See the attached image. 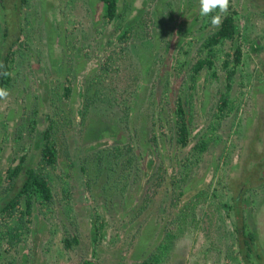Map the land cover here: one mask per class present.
Wrapping results in <instances>:
<instances>
[{"label": "rangeland", "instance_id": "1", "mask_svg": "<svg viewBox=\"0 0 264 264\" xmlns=\"http://www.w3.org/2000/svg\"><path fill=\"white\" fill-rule=\"evenodd\" d=\"M15 1L19 4L18 14L12 13L14 4L0 13V19L7 18L18 24L17 42L20 44L14 46L13 61L8 63L11 69L9 96L0 100V156L7 144L5 133L14 136L13 129L11 132L5 130V123L14 118L17 124L20 123L22 110L26 112L25 108L30 106L39 87L45 86L48 91L55 86L61 96L66 80L74 90L77 85L86 87L87 91L82 93L91 98L82 122L79 115V123L72 107L78 106L83 98L74 90L67 105L57 101V109L54 106L48 109L56 128L52 138L58 150V164L50 174L54 202L46 220L40 215L36 219L39 244L32 264H77L86 258H92L94 264H236L231 256L236 248L229 247V230L234 224V216L229 210L227 187L231 182L228 178L237 174L236 182H241L243 176L248 178L255 173L254 166L264 164V144L260 142L263 147H255L256 153H252V157L249 154V159L239 158L247 136L240 118L253 111V102L247 101L253 94L250 81L264 78V69L260 68L263 59L259 55L262 52L260 45L264 44V0H249L245 5L243 0H229L227 13L235 12L242 57L238 76L235 75L229 91L228 111L218 112L219 116L217 114L211 120L207 136L210 143L205 151L196 154V158L187 164L182 161L181 167L179 163L178 166L175 164L174 156L179 154L171 152L169 160L173 169L166 172L163 166L160 169L161 160L150 167L143 165L144 151L153 135L152 113L158 96H167L165 106L169 108L172 107L171 99L177 96L184 100L186 109L189 107L187 113L197 117L210 112L215 93L223 92L225 84L224 72H218L216 67L215 75H220L218 82L210 79L206 71L189 82L188 65L183 66L186 59L193 56L189 48V55L181 56L182 67L175 71L171 88H165L163 82L158 84L165 79L166 69L162 68L167 60L161 58L160 53L165 55L172 38L170 32L177 22L185 28L188 27L184 22L186 19L199 15V0H119V7L126 9L123 16L130 14L131 17L123 42L117 37L116 29L107 28L108 23L97 18L94 0H25V6L20 5V0H3V3ZM134 6L138 7L139 13ZM133 14L140 15L135 18ZM189 31L188 36L193 38L194 26L189 27ZM215 51L216 63L221 56L229 59L226 42L216 46ZM104 56L108 57V63L101 66L97 61ZM21 61L30 64L12 69ZM227 67L233 68L232 65ZM38 77L44 82L35 87ZM180 77L184 80L181 83L177 81ZM203 78L206 82L202 91L194 95L192 83ZM257 89L264 96V85L260 84ZM263 99L257 101L261 100L256 106L260 113L264 111ZM40 111L38 104V118L42 120ZM194 121L200 124V121ZM105 139H110L109 144L119 148L132 143L136 148L132 146L125 158L123 153L117 156L118 161L121 157L124 159L116 165L110 164V158L105 156L103 162L98 163L92 153L85 161H77L82 168L79 187L77 165L67 156V148L85 149ZM251 141L249 146L254 147L255 143ZM20 144L11 139L8 146L12 150L6 155L8 160ZM137 152L141 158L131 161L133 167L129 169V164L123 165L126 158L130 161ZM137 168L144 170L149 180L144 179L143 172ZM63 186L70 187V193L65 194ZM200 186L202 191L194 198L181 204L177 202L183 198L182 194L178 197L179 191L197 190ZM243 192L246 204L255 205L257 209L256 204L264 193L250 189ZM83 196L88 198L97 216L104 212L112 230L104 241L97 235L95 245L91 244L87 211L79 202ZM260 211L255 216L252 213L250 216L247 211L246 215L247 221L252 218L251 226L255 228L252 235L257 240L256 244L252 243L249 264H258L261 258L255 256H261L260 252L264 255V212ZM200 219L208 222L206 231L202 229ZM6 233L0 236V264H17L20 253L30 248V241L24 246ZM67 235L78 239V244L69 250L62 246V239ZM91 249L93 253L89 255ZM247 262L239 260L240 264Z\"/></svg>", "mask_w": 264, "mask_h": 264}, {"label": "trees", "instance_id": "2", "mask_svg": "<svg viewBox=\"0 0 264 264\" xmlns=\"http://www.w3.org/2000/svg\"><path fill=\"white\" fill-rule=\"evenodd\" d=\"M23 1L25 0H20V5H24ZM93 2L94 13L95 6L96 11H98L96 14L97 18H101V20H104L105 24L108 23L107 25L109 26L107 28L116 29V32L118 33L117 37L119 39H122L123 42V39L129 31V25L127 22L131 19L130 14L128 17L123 16V12H125L126 9L122 6L119 7V0H94ZM11 4H14L12 13L14 14L16 12V14H18L19 4H16V1L14 3L5 5L3 3V0H0V13L6 11L8 6H10ZM141 5L142 4H140V6ZM133 9H137V13L140 12V10H138V7ZM133 15H135L136 18L137 15L140 14ZM231 16L232 15L230 14L222 16L220 25L212 33V35L202 43L201 47L208 49V53L205 57H200V55L198 54L192 57V60H195L197 58V61L191 67L190 64L186 63V61L184 62L183 66L188 65V70L191 74L197 73L203 65L207 64L208 66L211 63V56L213 57L212 54L210 55L211 47H214L219 43H229V47L232 50L233 59L235 62H238L240 56V34L238 26ZM6 19L7 18L3 19V17L2 19H0V63L4 65L3 71H7L9 73L10 68L8 63L13 61V47L16 44H19L17 42L18 24H16V22L11 23ZM181 34V31H175L174 35L172 34L171 41H169V43L167 44L165 55L163 53H160L161 58L167 60V63H165L164 61L162 68L166 69V74L164 75L166 79H172L176 71L174 65L177 53L185 47V43L182 45L181 43H179V39L176 38L177 36H181ZM97 63H101V66L106 65L108 63V57H101L97 61ZM7 81L8 76L0 77V87H6L7 89H10L11 86H9V83ZM36 82L38 84H35V87L37 85H40L44 81L40 80L38 77L36 79ZM52 87L53 89L48 91L46 90L45 86L39 87L38 90L36 89V92H38V96L34 95V99L31 100L30 106L28 108H25L26 112L23 113L22 110V113L20 115V123L17 124V119L15 120V118L5 123V130L11 132V130L13 129L14 136L10 137V133H5V141L7 144L5 145L4 151L0 156V236L4 232H7L6 234H8L9 236H14V240L20 241L24 244V246H28L29 243L27 242L30 241V248L27 247L28 249L26 248V250L20 253L21 257L19 258L17 264H32L33 260L36 259L37 247L39 244V227L37 226L38 221L36 219L37 216L40 215L46 220L47 214H49L48 210L51 209V205L54 202L50 174L57 167L58 150L56 147V142H54L52 138L54 130L56 129L54 118L50 117L48 109H50L51 106H54V109H57V101H60L59 103L62 102V105H64L63 103L68 100L69 96L71 95V91L74 89L73 85L65 80L63 92L61 96H59L60 94L58 93V91L54 89L55 86ZM83 90L87 91L86 87H80V85H77L74 90L77 92L78 97L80 96L83 98V100H80V104H78L79 111H77V116L80 115L81 122L83 121L84 113L87 112L89 100L91 99L90 96H87V93H82ZM40 96H42L43 98ZM38 104L41 105L40 115L42 117V120H39L38 118ZM175 109L176 114L172 113L173 118L172 116H170L171 111L169 110V108L167 109L169 110V123L168 121H166V124H162L161 117L157 116L160 111L158 109V105L155 102L153 107V111L155 113H152V123L154 126V130L153 135L151 136V138H149V143L146 142L147 145L144 151L143 165H146L147 167H150L154 164L157 165L158 161H162L163 159L164 163L163 161L162 163L159 162V165H161L160 169H162L163 166V170L165 169V172L170 170L172 163L169 160V157L172 155L171 148L169 147L170 145L167 146V149L163 148V152L161 151V147L163 146L160 142L162 141V136L164 134L167 135L169 139L168 143L173 142V145H175L176 147H189L190 151H193L197 154L201 151H205L206 145L203 141L194 145L192 144V137L190 136L191 131H189L191 124L189 123V121L186 122V113L183 106L178 104ZM254 111H256V109ZM253 115L254 114L251 113V116ZM158 122H161V125H158ZM77 123H79L78 118ZM166 127L168 129L167 131L165 130ZM24 137H28V139H23ZM11 139L12 141L13 139L18 140L21 142V144L17 148H15L13 157L8 160L6 158V155L12 150V148L8 146ZM24 140H26V142ZM109 140L110 139H105L104 141H100L95 145L85 147V149H76L75 147L67 148V156H70V160L73 161V163L77 164L76 181H78L79 187H81L82 184L80 180V176H82V168L80 167L79 162L77 163V161L81 162V159L85 161V157L88 154L90 155L92 153L94 159L98 163L103 162L105 156L106 158H110V164L116 165L117 162H121L125 158V156H128V152H130L132 146L135 147V145L132 143L119 148L118 146L109 144L111 143ZM248 147L249 142L245 141L241 152L242 158L248 155ZM122 153L124 154V158L121 157L118 161L116 157L121 156ZM161 156L163 157L162 159ZM137 157L138 159L141 158L139 157L138 152L135 157L133 155L130 158V161L126 158L123 165L129 164L128 167L130 169L131 167H133L131 161H133V159ZM261 167L262 165L258 164L256 168ZM136 170L142 171L144 174V179L148 178L147 180H149L148 174H146L144 170L140 168H137ZM236 175H233L232 177H235ZM230 182V185L232 187L230 190L235 193V191L238 190L236 182ZM248 185V181H246V183L244 182L239 188V191L242 189V187ZM62 189L65 194L70 193V187L67 188L66 186H63ZM79 202L82 203L81 205L87 211L89 233L90 235H92L91 244L95 245L96 242L94 241L96 240L97 235H99V237L101 238L100 241H104L112 231L109 225L108 218L105 216L104 212H102L101 215L97 216L96 211L90 205V201L85 196L80 197ZM76 244H78V239L74 235H67V237H64L62 239V246L65 250L71 249ZM92 253L93 250L91 249L89 251V255H92ZM77 264H94V262L92 258H86L81 259ZM140 264L144 263L141 262Z\"/></svg>", "mask_w": 264, "mask_h": 264}, {"label": "flooded vegetation", "instance_id": "3", "mask_svg": "<svg viewBox=\"0 0 264 264\" xmlns=\"http://www.w3.org/2000/svg\"><path fill=\"white\" fill-rule=\"evenodd\" d=\"M246 1H249V0H243L242 3L245 5ZM251 1H253V0H251ZM198 13H199V10H198ZM229 14L232 15L231 17L233 18L234 22L237 24V21L235 20V17L233 15V14H235V12L233 14L224 13L221 15V19H222V16L229 15ZM213 15H216V13L213 12L211 15L205 16V17H201L200 14L199 15L194 14L190 20L186 19L184 21L185 24H188V27H185V28L180 27L179 23L177 22V24L175 25V28L170 32V35H172V34L174 35L175 31H177V32L181 31V33H182L181 36H177L176 38L179 39V43H181L182 45L185 43V47L177 53V57H176L175 65H174L176 71H179V69L182 67L181 56L185 55V53H187V56L189 55L188 54L189 51H187L188 48L190 49V52L193 54L192 57L196 56L197 54L200 55V57H205L206 54L208 53V49L202 48L201 46H202V43L208 37H210L212 35V33L218 27V26H214L211 24V18ZM197 22H198V24L196 25ZM193 26H194V32H193L194 37L192 38V37H189L188 34L190 33L189 27H193ZM186 34H187V37H186ZM239 34H240V31H239ZM240 38H241V34L239 36V46H240ZM226 44L229 46V43H226ZM219 45H221V43H219L218 45H215L214 47H211L210 55L212 54L213 57L211 56L212 61L208 66H207V64L203 65L198 70L197 73L191 74L188 70L189 82L194 80L195 77L199 76L201 73H203L205 71L210 74V79L214 78L215 79L214 81L218 82L220 75H219V73L217 74V76L215 75L216 71L214 68L216 67L218 69V72H221V71H222V73L224 72L223 78L225 80V84L222 86L223 92H219V93L217 92V94L215 93V99L212 102V108H211L210 112H208L207 115H199L197 117H195L193 115L190 116L187 113V112H190L189 107H188V109H186L184 107L185 104H183L184 100L179 99L176 95H175L176 98H174V99L172 98L170 101L172 103L171 108L165 106V105H167L166 104L167 96L164 94L161 97L158 96L157 101H156V104L158 105V109L160 111L158 114L157 113L156 114L159 117H161V115H162V124H166L165 123L166 121H168V123H169V117H168L169 110L171 111L170 116H172V118H173L172 113L176 114L175 108L177 107V105L178 104L182 105L184 110H185V113H186V115H185L186 122L189 121V123L191 124L189 131H191L190 136L192 137V142H193L192 144L194 145L196 143L203 141L206 145V148H208L209 143H210L207 140V136H208V133L210 132L211 120L213 119V117H216L217 114L219 116L218 112H220V113L226 112V110L228 109V108L226 109V106H228V104H229V91L231 90V87H232L233 82L235 80V75L237 74V72H239L238 68L241 65L242 53H241L240 47H239L240 56H239L238 62L234 61L233 55H232V50L229 47V53H228L229 59L227 60V57L224 58L223 56H221L219 58V62L216 63L215 61L217 58V51H215V50H216V46H219ZM193 47L195 48V50ZM182 51H183V53H181ZM259 51H262L259 55H260V59L261 58L263 59V61L260 62V68L264 69V65H262V64H264V44L260 45ZM192 57H190L189 59L188 58L186 59V63L190 64V67L193 66V64L197 61V58L195 60H192L191 59ZM28 64H30L29 61L28 62L21 61V63H16L12 67V69L15 66H20V68L21 67H27ZM11 65H13V64H11ZM228 65H232L233 68L229 69L227 67ZM9 68H10V66H9ZM235 69H236V71H235ZM237 76H238V74H237ZM173 80L174 79H166L165 78L162 81H158V84L163 82L164 87L170 89L171 88L170 85L172 84ZM177 81L179 83H181L184 80L180 77ZM7 82L9 83V80ZM35 82H36V80H35ZM205 82H206V80L203 78L202 80H200L199 82H197L195 84L192 83L193 87L195 88L194 95H196L198 92L202 91V88H203V85ZM35 84H38V83L36 82ZM229 84H230V87H229ZM260 84L264 85V78L261 80L250 81V86L252 87L253 94H252L251 98L247 99V101L250 100L251 102H253V105L251 107V109H253V111L256 109V106L260 105L261 100L259 102H257L258 99H261L264 97L260 92H258V89H257V86L259 87ZM187 90L189 91V89H187ZM263 103H264V99L262 100V104ZM63 104L67 105V101L64 102ZM72 108H74V110H73L74 115L79 119V116H77L78 115L77 111H79L78 106L74 105ZM168 108H169V110H167ZM253 111L242 114V116L240 118L242 120V127H243L244 132L247 130V136H246V138H244V140L248 141V142H250V140H252L251 143H255L254 147H250V146L248 147V155H246L244 158H242V156L240 155V158L245 159V160L249 159V157H248L249 154L252 157V153H256L254 151V149H256L255 147H257V146L263 147L262 145H259V142H260V144H262V143L264 144V111L260 113L259 108L256 111H254V112ZM153 113H155V112L153 111ZM251 113H253L254 115L251 116ZM194 119L200 121V124L197 125V123H195ZM165 130L166 131L168 130L167 127ZM232 133H233V131H232ZM238 134H240V133L238 132ZM262 138H263V140L260 141ZM165 139H167V140H165ZM162 140L164 141L163 143H165V145H162L163 147H161L162 152H163V148L167 149V146L170 145L169 147L171 148V151L172 152L175 151L176 154H179V156H177V155L174 156L175 157V164L177 163V166H178V163L180 164L182 161L186 163L188 161L195 159L197 153L190 151L189 147L188 148H180V146L176 147L175 145H173V142L168 143L169 139H168L167 135H165V134L162 136ZM24 141L26 142V140H24ZM162 158L163 157L161 156V159ZM218 160H219V158H217V161ZM162 161H163V159H162ZM162 161H161V163H162ZM163 163H164V161H163ZM74 165L76 166L77 164L74 163ZM180 167H181V164H180ZM256 167L257 166H254V172L255 173L250 174L252 176L248 175V178H244V176L241 175V176H243V179L241 182H236V180L238 179L237 175L235 177L230 176L228 178V181H233V178H234L236 185H238L237 186L238 190L235 191V193H233L230 190L231 189L230 185H228V187H227V189L229 190V192L227 194L228 195V201L230 202L229 205H231L229 210L231 211V213H230L231 216H234V220H232L234 222V224L231 225V229L229 230L230 231L229 232L230 238H231L229 247L230 248H233V247L236 248V250L233 249V251H232L233 255H231V256H233L232 259L236 261V264H240L239 260L247 262L248 260L251 259L250 254L252 253V249H253L252 246H253L254 242L256 244V241H257L254 238V235H252L253 231L255 230V228L251 226V224L253 222L252 218L249 219V221H247V217H246L247 211H248V214L250 216H251V213H252V215L255 216V214L258 211H260V209H262V208H263L262 209L263 211L261 210L260 212H264V194H263L264 193V171H262V170H264V164H262L261 168H256ZM170 169H173V165H171ZM257 170H258V173H257ZM260 171H262V172L259 174ZM157 177H159V176H157ZM246 180L249 182V185L242 187V189L239 191V188L242 186V184L244 182L246 183ZM246 189L247 190L250 189L252 191H255L256 193L258 191L262 192L260 194H263V196L259 198L258 203L256 204L257 209L254 208L255 205L253 207L250 204H248V205L246 204V198H245L246 194L243 192V191H246ZM201 191H202V186L197 188V190L189 191L187 189L186 191H179L178 197L180 196V194H182L183 198L178 199L177 202L180 204H181V202L185 203V201L191 200L192 198H194L195 195L199 194ZM248 198H250V196H248ZM178 203L176 205H178ZM252 204H254V203H252ZM229 205H228V207H229ZM245 205H247V207H245ZM253 208L257 211L255 214H254ZM254 219H255V217H254ZM200 223H201V225L204 226V227H202V229L206 231L207 226H208V222H205L202 219H200ZM260 254H261V256H259L257 254L255 256V258H258V259L261 258L260 260L262 262L259 260H256V262L259 261L258 264H264V255H262L261 252H260Z\"/></svg>", "mask_w": 264, "mask_h": 264}, {"label": "clouds", "instance_id": "4", "mask_svg": "<svg viewBox=\"0 0 264 264\" xmlns=\"http://www.w3.org/2000/svg\"><path fill=\"white\" fill-rule=\"evenodd\" d=\"M201 17L209 16L213 12H217L211 18V24L219 26L221 23V13H227L229 8V0H199ZM4 65L0 63V77L8 76L7 71H3ZM9 96V90L6 87H0V100H6Z\"/></svg>", "mask_w": 264, "mask_h": 264}]
</instances>
